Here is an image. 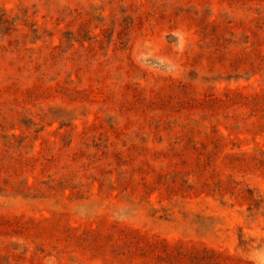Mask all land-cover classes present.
I'll return each mask as SVG.
<instances>
[{
    "label": "rangeland",
    "instance_id": "rangeland-1",
    "mask_svg": "<svg viewBox=\"0 0 264 264\" xmlns=\"http://www.w3.org/2000/svg\"><path fill=\"white\" fill-rule=\"evenodd\" d=\"M256 8L255 2L246 0H0V45L14 38L25 41L34 23L46 29L38 45L52 40L59 44L63 37L66 65H57L47 80L58 77L80 90L66 104L62 99L31 104L26 116L8 96L0 99V151L14 139L16 151L37 153L46 146L57 151L66 145L72 153L82 151L88 161L101 158L103 151L117 150L147 156L157 169L169 166V160L150 153L167 150L185 131L158 120L173 121L170 105L150 109L145 97L164 77L191 84L201 96L223 97L229 88L264 91V70L255 75L234 71L229 61L209 58L199 46L186 66L189 38L203 35L207 15L240 35L241 21ZM187 12L195 16L192 23L180 15ZM9 58L0 47V86L10 84L15 75L6 68ZM80 67L85 69L78 76ZM19 83L25 87L28 81ZM51 107L65 110L50 112ZM46 113L49 116L42 119ZM214 123L217 128L208 130L221 140L213 157L186 164L176 161L168 181L176 188L170 192L145 189L136 182L126 191V183H117L104 192L95 183L84 195L73 196L69 190L39 198L9 191L0 194V213L50 218L80 230L136 228L169 243L160 251V264H264V136L245 130L230 134L225 121ZM205 137L203 133L198 139ZM183 183L194 188L186 191ZM11 240L20 244L18 252L28 248V258L44 242ZM36 261L116 264L76 246L63 250L52 245Z\"/></svg>",
    "mask_w": 264,
    "mask_h": 264
},
{
    "label": "trees",
    "instance_id": "trees-1",
    "mask_svg": "<svg viewBox=\"0 0 264 264\" xmlns=\"http://www.w3.org/2000/svg\"><path fill=\"white\" fill-rule=\"evenodd\" d=\"M246 1L255 2L258 8L241 21L243 31L240 35L232 30V26H224L218 19L209 20L208 15L204 18V26L200 30L203 35L199 39L189 38L186 66L196 52L195 46H199L206 50L209 58L229 61L230 66L235 67L234 71L255 75L264 70V0ZM180 15L188 23L195 19L190 12ZM5 21L8 22L9 19ZM227 23L231 24L232 21L228 20ZM45 33L46 29L42 30L34 23L31 32L25 35V41L14 38L0 45L10 55L6 68L15 71V75L10 76V84L0 86V99L8 96L12 105L22 108L25 116L28 111L26 107L31 104L49 99H62L66 104L73 92H80L58 77L47 80L57 65H66L67 57L66 40L63 37L59 44H54L52 40L38 45ZM30 34L33 37L29 42ZM29 43L35 46H29ZM84 69H78V76ZM21 80H27V86L21 85ZM160 80L162 84L151 90V95L145 97V102H149L150 109H155L158 104L170 105L167 109L176 116L173 121H164L162 117L158 120L167 122L169 127H181L185 131L181 136L175 137L167 150L150 153L156 158L164 157L169 160V166L157 169L147 156L117 150L103 151L101 158L92 159L96 157L93 156L89 161L84 159L82 151L72 153L64 148L66 145L56 149L57 151H50L48 146L37 153L32 150L16 151L13 150L17 148L13 139L0 151V194L12 191L26 198H39L52 192L61 190L65 193L69 190L70 196L84 195V192L94 188L95 183L99 184V191L104 192L113 190L117 183H126L123 186V191H126L131 182H136L137 186L145 189L165 188L166 192H170L176 188L168 182L175 171L170 166L175 165L176 161L186 164L194 160L201 161L203 157L209 160L213 157V151L221 140V137H216L208 130L210 126L213 127L212 131L217 128L218 124H212L213 122L225 121L230 134L245 130L255 137L264 136V91L249 92L229 88L223 97L213 93L201 96L193 91L191 84L181 79L164 77ZM94 93L95 89L91 87L90 95ZM55 108L51 107L50 112L53 109L54 112L65 110V107ZM46 116L49 114H44L42 119ZM84 133L87 134L88 131ZM203 133L206 137L198 139ZM103 158L106 160H102ZM107 166L111 168L108 169ZM150 175L154 178L151 179ZM30 177L33 178L31 182ZM181 186L186 191L194 188V185L186 183ZM16 237L32 243L39 239L44 242L38 244L37 251L28 258V248L24 252H18L20 244L11 240ZM47 240L49 244L46 243ZM49 245L62 247L63 250L76 246L116 264H160V251L167 249L169 243L132 227L112 225L80 230L78 227L56 224L50 218L0 213V264H40L36 260Z\"/></svg>",
    "mask_w": 264,
    "mask_h": 264
}]
</instances>
